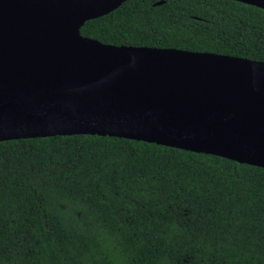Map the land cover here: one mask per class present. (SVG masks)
<instances>
[{"label": "trees", "instance_id": "1", "mask_svg": "<svg viewBox=\"0 0 264 264\" xmlns=\"http://www.w3.org/2000/svg\"><path fill=\"white\" fill-rule=\"evenodd\" d=\"M80 32L264 62V10L234 0H128ZM0 264H264V169L110 137L2 142Z\"/></svg>", "mask_w": 264, "mask_h": 264}, {"label": "water", "instance_id": "2", "mask_svg": "<svg viewBox=\"0 0 264 264\" xmlns=\"http://www.w3.org/2000/svg\"><path fill=\"white\" fill-rule=\"evenodd\" d=\"M127 1L0 0V143L110 137L264 169V62L81 35Z\"/></svg>", "mask_w": 264, "mask_h": 264}, {"label": "bare ground", "instance_id": "3", "mask_svg": "<svg viewBox=\"0 0 264 264\" xmlns=\"http://www.w3.org/2000/svg\"><path fill=\"white\" fill-rule=\"evenodd\" d=\"M79 23L78 22H73V26H78Z\"/></svg>", "mask_w": 264, "mask_h": 264}]
</instances>
